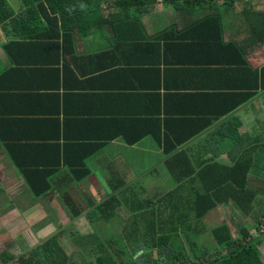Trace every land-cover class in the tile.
Returning a JSON list of instances; mask_svg holds the SVG:
<instances>
[{"label": "crops", "instance_id": "0c3cea01", "mask_svg": "<svg viewBox=\"0 0 264 264\" xmlns=\"http://www.w3.org/2000/svg\"><path fill=\"white\" fill-rule=\"evenodd\" d=\"M8 1L15 15L24 10L21 0ZM98 1L97 17L85 20L71 41L64 42L54 27L48 31L41 20L31 26V33L30 26L21 32L12 18L0 27V237L12 239L9 249L18 247L17 242L21 248L19 254L3 250L0 255L19 258L48 243L68 257L61 237L65 242L76 236L90 239L97 232L95 225L119 214L124 192L131 189L135 196L137 179L165 164L173 177L186 175L188 167L179 162L186 158L197 170L206 159L230 166L247 153L254 211L264 204V168L255 165L264 161V91L253 99L247 96L254 85L251 68L264 67V43L256 40L244 17L245 9L264 12V0H238L231 8H225L223 0H207L206 7L183 15L163 0H142L143 9L131 8L136 22L126 20L117 0ZM210 7L223 15L222 43H234L239 52L220 46L215 26L189 24L205 18ZM246 98L249 101L230 116L213 118ZM209 121H214L210 130L184 144V154L172 168L176 156H167L151 132L161 139L186 136ZM253 122L261 129L253 128ZM235 125L238 136L232 139ZM141 132L148 135L129 142ZM7 148L27 170L43 175L42 185L50 178L47 194L31 193ZM85 169L83 181L73 180V174L80 177ZM200 186L185 180L174 186L177 192L157 193L164 197L163 219L189 218L198 224L194 214L175 205L185 204ZM115 195L121 204L98 212L97 206ZM223 207L231 217L211 215L212 210L199 224L207 227L205 221L216 218L233 227L232 218L241 213L233 202ZM68 210L81 214L73 219ZM134 218L139 224L147 220L144 214Z\"/></svg>", "mask_w": 264, "mask_h": 264}, {"label": "trees", "instance_id": "16d2710c", "mask_svg": "<svg viewBox=\"0 0 264 264\" xmlns=\"http://www.w3.org/2000/svg\"><path fill=\"white\" fill-rule=\"evenodd\" d=\"M21 1L24 10L20 14L15 15L9 1L0 0V27H3L4 23L12 18V22L15 23V26L20 28L21 32L25 30L21 28L30 26L29 33H31L33 32L31 26L36 25L35 21L41 20L40 22L44 24V27H47L48 31H50V27L56 28V33L60 32L63 35L64 42H67L68 39L71 41L76 31L79 30L78 27L81 28L85 20L91 21L97 17L100 12V3L98 0ZM151 1L154 2L156 0ZM163 1L171 5L178 13L190 11L191 14H194L195 10L199 11V6H207V0ZM215 1L216 0H213L214 3ZM237 1L238 0H223V6L225 8H231ZM117 4L124 8L127 17L126 20L136 22L139 20L138 16H136L131 8L143 9V5L146 3L142 0H117ZM210 5H213L212 2H210ZM211 8L212 7L209 9ZM212 9L205 18L189 24L215 26L219 32L220 46L228 47L229 50L233 47L238 51L239 48L237 47V49L234 43H222L220 37L222 35L223 15L213 12ZM244 17L252 26V33L256 40L264 43V12L254 11V9H245ZM27 36H31V34H27ZM251 72L254 85H252V92L248 93L247 96L253 99L258 95L257 92L259 90L264 91V67L261 70L251 68ZM248 101L249 99L247 98L242 100L241 103L237 101L235 104H230L222 108L218 114L212 116H215L213 118L228 117L232 114V111L237 110ZM210 118H208V120H210ZM235 120L238 121V119ZM213 124L214 121H209V123L204 124V126L189 131L186 136L171 135L167 136L168 138L165 136L161 139L159 135L153 132L151 133L154 134L157 140L162 141V146L167 156H176L173 159L174 161H170V166L174 168L177 165V159L181 158L179 155L184 154L183 150H181L184 144L189 143L210 130ZM237 133L238 126L235 125L230 135L232 139L238 136ZM147 135L148 133L141 132L135 135L133 141L129 142L137 143ZM170 137L173 140L177 139V144L172 143ZM7 151L12 160L23 170V178L35 197H42L52 189L49 177L48 179L45 178V184L42 185L44 181L41 177H43V175L27 170L28 168L25 165H21L18 161V154H13L10 148H7ZM246 154L247 153H245V157ZM245 157L240 156L235 158L236 160L234 159L233 164L230 166L224 165L214 158L206 159L203 162V166L197 170L193 168L189 159L187 160L186 158L185 161H179L188 167L189 172L186 173V175H181V172L178 173L175 178L177 185L180 186L182 182L189 180L192 182H199L201 186L198 188V192L190 197L191 199L189 198L186 200L185 204L178 203L179 205H175V207L178 209L184 205V210L187 209L186 211L188 214H194V220L198 224L193 225V223L189 221V218L185 221H180L182 218L174 220L171 217L170 221H165L163 219L164 209H162V205H160L164 202L163 196L153 200V205L156 207H151V203L144 204L143 201L135 198V201L139 202L137 206L134 205L132 208L135 210V214L138 213L140 215V213L144 211L145 213L142 214L148 217L149 214L151 215L148 210L155 208V210L158 211L154 215L157 224L146 225L145 222V230L141 233L143 237H123L121 250L120 252L118 251L120 254L111 251L103 242L100 243L97 247L98 252H96L94 258L88 261L87 264H263L259 247L262 244L260 238L263 237L264 232L254 237L251 230H260L261 226L264 224V204L262 209L254 211L256 194L252 193L249 189V174L251 173L250 171H253V168L251 169L249 163L245 161ZM257 164L258 163L255 162V165ZM79 171L84 170L79 169ZM84 173V175L80 177L73 174L75 177L73 180L83 181L88 175V170ZM173 194L174 193H170L171 196ZM114 202L117 203L116 205L118 206L121 204L120 200L118 201L115 195L98 205V212H104L109 206L112 207ZM230 202L235 203L238 211L243 216L250 219L251 227L243 226L241 223L232 221L234 230H232L227 223L209 230L207 227L199 224L209 212L217 207L226 206ZM177 211L178 210H175V212ZM72 213L69 211L73 219L81 214L80 211L76 212L74 210ZM110 214L113 215V213ZM138 225L139 223L137 222L133 236H136L137 232H139ZM205 233L210 234L211 238L216 243V248L210 250L206 246H204L205 248L203 246L199 247L197 239ZM182 237H186L185 243H183ZM131 239H133V245H130ZM108 240L113 244H117V242L111 240V238ZM1 256L3 264H76V262H72L69 257H66L61 250L55 252L52 248V244L48 243L43 244V246L41 248L39 247L37 250L32 249L19 258L7 256L5 253ZM122 256H124L125 259H123Z\"/></svg>", "mask_w": 264, "mask_h": 264}, {"label": "rangeland", "instance_id": "374dc122", "mask_svg": "<svg viewBox=\"0 0 264 264\" xmlns=\"http://www.w3.org/2000/svg\"><path fill=\"white\" fill-rule=\"evenodd\" d=\"M185 13L179 12L180 15H183ZM164 19L167 20V18H165V17H164ZM252 125H253V128H257L258 130H260L262 127V125L260 123L256 124L255 122H253ZM252 125H250V126H252ZM257 129H255V130L258 131ZM259 133H260V131L256 132V134H259ZM252 135H255V134H252ZM257 167L264 168V161H260L257 164ZM136 181H138V182L135 183V191L133 192V193H135V196H132L130 194L131 189L129 191L124 192V194H123L124 200H123L121 210L119 211V214L116 213V215L113 219L108 220L106 223H103L102 225H95L94 228L97 230V232L90 239L88 237L81 239L82 237L76 236V237H73L74 240H70V238H67L68 240H67V242H65V240H66L65 237H61L60 241L62 243V246L64 248H66V254L68 255L69 259L72 262H76V264H87L88 260H92L94 258V254H96V252H98L97 247L102 242L104 243V245H107V248H110L111 251H113L116 254H120L119 252L121 250V244L123 241V237H126V238L127 237L134 238L137 236L143 237V234H141V233L145 230V227H146L144 223H140L137 226L139 228V230H138L139 232H137L136 236H133L135 233L134 229L136 228L135 225L137 222H139V218H138V221L136 218H134L136 216V214H138V213H136V214L134 213L135 216L131 217L132 212H135V210L132 209L133 206L134 205L137 206L139 203V202L135 201V198L143 201L144 204L151 203V205H150L151 207L152 206L156 207L153 205V203H154L153 200L156 197H160V195H158L157 193H162V192H166V191L170 192L171 190L172 191L174 190L173 192H177L180 190L178 188H174V186H177V183H176L175 177L172 176V171H171V168H169L168 164L163 165L158 170V172L151 174V176H147V177H144L142 179H137ZM143 185H149L150 187H148L147 190L146 189L143 190L142 189ZM192 191H193V189H192ZM119 198L120 197H117L118 201H119ZM120 202H122V201H120ZM115 204H117V203H115ZM160 205H162L161 207H162V209H164V203H161ZM262 206H263V204H262ZM223 209H227V208L223 207V206L217 207L210 214L212 215L214 213L213 215H216V214L220 215L217 217H221L224 214V216L227 215V217H228V215L230 213L228 212V210L227 211L224 210V213H223L222 212ZM258 209L260 210L262 208L259 207ZM148 212H150L151 215L150 214L148 215L147 220H146V225L157 224V220L154 219V215L158 211L155 210V208H151L148 210ZM142 213H145V212L142 211ZM142 213H140V214H142ZM230 217H231V214H230ZM241 217H242V215L236 211V215L234 218H232V220H235L236 223L238 221H241L242 222L241 224H243V226L251 227V224L250 223L247 224L246 221H244V219ZM222 221L223 220H218L216 218H214V219L212 218L211 221H210V219H207L205 221V224H207L206 226L209 230H212L213 228L220 226L221 224H224V223H222ZM227 222H229V221H226V223ZM229 224H230V222H229ZM231 228H232V230H234V227H231ZM8 238L9 237H0V248L3 247L2 250L0 249V254H1V251H3V250L8 251V252L11 251V253L16 252L17 254H19V251H17V250L21 249L20 248V242H17L18 244L17 243L15 244V242H13L18 247L14 246V247L9 249L8 245L11 242H8V241H10L12 239L9 238L10 239L9 240ZM110 238H111V240H115L117 242V244H113L111 241H109L108 239H110ZM260 239L262 240V246L259 248H260V252H262V251H264V250H262L264 248V235ZM182 240H183V243H185L186 237H182ZM4 241H5V243H4ZM74 241L76 242V244H74ZM132 241H133V239L130 240V245H133ZM197 243H199V247L206 246L210 250L216 248V243L213 241L210 234H208V233H205L204 235L200 236V238L197 239ZM80 244H82V249H79ZM85 247L87 249L89 248V250H87ZM22 252H24V251H21V253ZM122 257H123V259H125L124 256H122ZM261 260H262V263L264 264V254L261 255ZM0 264H3L1 255H0Z\"/></svg>", "mask_w": 264, "mask_h": 264}, {"label": "built area", "instance_id": "2783aa9c", "mask_svg": "<svg viewBox=\"0 0 264 264\" xmlns=\"http://www.w3.org/2000/svg\"><path fill=\"white\" fill-rule=\"evenodd\" d=\"M263 232H264V224L261 226L260 230H255L253 235L255 237V236L262 234Z\"/></svg>", "mask_w": 264, "mask_h": 264}]
</instances>
